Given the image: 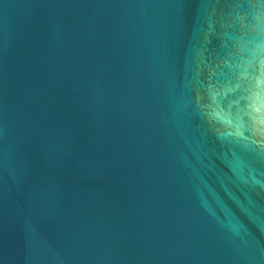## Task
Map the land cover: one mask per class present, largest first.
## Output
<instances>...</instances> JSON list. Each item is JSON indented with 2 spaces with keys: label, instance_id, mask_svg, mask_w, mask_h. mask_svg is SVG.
Wrapping results in <instances>:
<instances>
[{
  "label": "water",
  "instance_id": "1",
  "mask_svg": "<svg viewBox=\"0 0 264 264\" xmlns=\"http://www.w3.org/2000/svg\"><path fill=\"white\" fill-rule=\"evenodd\" d=\"M0 264H264V0H0Z\"/></svg>",
  "mask_w": 264,
  "mask_h": 264
}]
</instances>
